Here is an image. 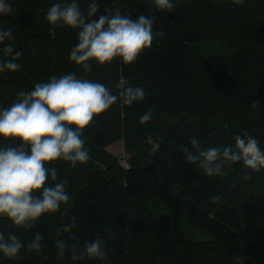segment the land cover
Returning a JSON list of instances; mask_svg holds the SVG:
<instances>
[{
  "label": "trees",
  "instance_id": "16d2710c",
  "mask_svg": "<svg viewBox=\"0 0 264 264\" xmlns=\"http://www.w3.org/2000/svg\"><path fill=\"white\" fill-rule=\"evenodd\" d=\"M70 0H13L15 12L0 15V30L11 28L16 51L22 52L18 72L0 73V107L17 100V92L37 83L75 73L109 87L123 68L132 86L145 90L143 101L131 106L119 100L95 118L82 138L89 150L86 164L69 167L58 161L59 179L68 181L72 207L45 214L31 230L14 229L0 218V231H15L25 243L39 232L42 254L22 250L19 259L0 253V264H264V169L251 172L237 163L226 177H207L184 163L182 146L196 137L202 148L234 145L246 131L264 151V0H176L174 12H151L149 0H97L99 15H154V31L165 35L129 65L118 60L105 66L91 63L85 73L70 61L77 30L55 27L47 9ZM85 14L92 0H77ZM4 45H0L2 48ZM8 59L0 52V61ZM259 102V109L252 105ZM153 109L152 119L140 118ZM162 138L149 156L147 137ZM9 142L0 139V146ZM235 185L234 187L231 185ZM221 195L223 202L210 198ZM151 199L171 204L207 239H187L180 220L147 207ZM80 246L100 237L110 250L107 260L58 258L57 229L72 223Z\"/></svg>",
  "mask_w": 264,
  "mask_h": 264
},
{
  "label": "clouds",
  "instance_id": "9594fccd",
  "mask_svg": "<svg viewBox=\"0 0 264 264\" xmlns=\"http://www.w3.org/2000/svg\"><path fill=\"white\" fill-rule=\"evenodd\" d=\"M151 12L171 13L178 7L176 0H149ZM243 5L245 0H232ZM97 0L88 5L83 12L77 0L55 3L46 12V21L55 27L61 25L77 30L78 42L70 51L69 59L81 66L85 73L92 70L91 63L105 66L119 61L122 65L134 63L154 39L163 37V29L154 31V15L140 14L133 20L130 15H122L120 9L112 14L99 15ZM15 12L13 0H0V15L8 16ZM11 28L0 30V52L8 57L0 61V73L18 72V63L22 52L16 51L12 43ZM121 75L115 84L117 94L102 83L78 78L69 73L59 78L52 76L48 82L37 83L29 91L17 92V100L8 107H0V139L9 142L0 146V218H6L14 229L31 230L45 214H55L65 206L62 215L68 214L72 207L71 197L66 192L68 181L59 179L58 170L51 166L58 161L67 162L69 167L86 164L89 150L82 138L84 131L91 126L111 106L119 102L131 106L143 101L145 90L130 85L129 79ZM253 108L259 109L256 102ZM153 109L149 108L140 118L144 124L152 119ZM234 145L201 147V142L192 137L191 148L182 146L184 163L195 165L207 177H226L237 163L249 171L242 173V179H251V172L264 169V151L259 141L246 131L233 137ZM150 145L148 155L156 154L162 144V138L147 137ZM231 186H235L234 184ZM213 204L223 202L221 195L210 198ZM72 223L57 229L55 246L57 256L63 259L70 253L73 261L88 259L107 260L110 250L105 241L96 237L80 241L74 234L61 238L62 233H71ZM43 235L37 232L27 243L15 233L0 231V253L8 259H19L22 250L42 254Z\"/></svg>",
  "mask_w": 264,
  "mask_h": 264
},
{
  "label": "rangeland",
  "instance_id": "374dc122",
  "mask_svg": "<svg viewBox=\"0 0 264 264\" xmlns=\"http://www.w3.org/2000/svg\"><path fill=\"white\" fill-rule=\"evenodd\" d=\"M147 207L157 211L160 214H169L180 220L181 226L185 230L187 239H207L208 235L196 228L192 223L180 215L176 209L166 201L160 199H151L147 203Z\"/></svg>",
  "mask_w": 264,
  "mask_h": 264
}]
</instances>
